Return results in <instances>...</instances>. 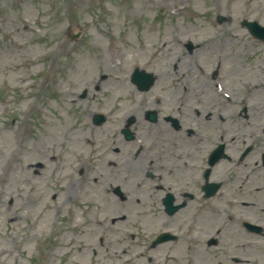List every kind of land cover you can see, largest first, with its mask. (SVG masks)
Instances as JSON below:
<instances>
[{"label":"rangeland","instance_id":"obj_1","mask_svg":"<svg viewBox=\"0 0 264 264\" xmlns=\"http://www.w3.org/2000/svg\"><path fill=\"white\" fill-rule=\"evenodd\" d=\"M244 18L264 25V0H0V264H264V236L241 223L264 222V43L241 27ZM136 67L155 73L150 91L136 90ZM216 79L225 117L246 99L250 108L249 118L220 117V141L233 159L220 165L230 183L209 205L220 203L223 218L203 212L207 204L194 218L198 201L173 218L149 200L162 191L144 176L156 172L143 149L154 133L138 117L147 109L177 116L178 104L204 103L208 112L191 119L216 124L206 90ZM187 81L201 87L178 97L174 88ZM100 112L107 120L97 126ZM131 115L138 140L123 145ZM249 143L258 151L236 174ZM133 164L137 174H128ZM156 165L168 185L171 163ZM167 229L179 239L151 248Z\"/></svg>","mask_w":264,"mask_h":264},{"label":"water","instance_id":"obj_2","mask_svg":"<svg viewBox=\"0 0 264 264\" xmlns=\"http://www.w3.org/2000/svg\"><path fill=\"white\" fill-rule=\"evenodd\" d=\"M249 28L255 33L258 34L259 32L257 29V26L255 25V23H249ZM260 34V33H259ZM258 34V35H259ZM133 79L134 81L139 84L140 87H148L149 85H151L152 83V79H151V75H147L145 72L143 71H138L136 70L134 75H133Z\"/></svg>","mask_w":264,"mask_h":264},{"label":"flooded vegetation","instance_id":"obj_3","mask_svg":"<svg viewBox=\"0 0 264 264\" xmlns=\"http://www.w3.org/2000/svg\"><path fill=\"white\" fill-rule=\"evenodd\" d=\"M199 141L195 142L193 145L194 146H198V147L200 145V148H199V150H200L203 147H205V144L202 142V138L201 137H200ZM187 148H188V146H187ZM204 162L205 161H203L202 164L199 163L198 170L197 171H194L195 174H197V173H199L201 171L202 167L204 166ZM159 179H161V178H159ZM199 185H200V180L198 178H189V179H187V185H186L187 188H189V189H196V188H198Z\"/></svg>","mask_w":264,"mask_h":264},{"label":"bare ground","instance_id":"obj_4","mask_svg":"<svg viewBox=\"0 0 264 264\" xmlns=\"http://www.w3.org/2000/svg\"><path fill=\"white\" fill-rule=\"evenodd\" d=\"M132 201H134L133 199H129V202H132Z\"/></svg>","mask_w":264,"mask_h":264}]
</instances>
